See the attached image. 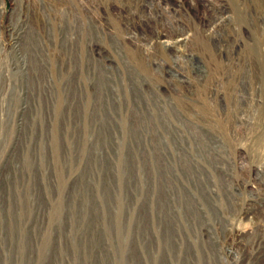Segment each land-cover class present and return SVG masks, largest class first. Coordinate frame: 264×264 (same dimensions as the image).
<instances>
[{
    "label": "rangeland",
    "instance_id": "374dc122",
    "mask_svg": "<svg viewBox=\"0 0 264 264\" xmlns=\"http://www.w3.org/2000/svg\"><path fill=\"white\" fill-rule=\"evenodd\" d=\"M256 168L264 0H0V264H264Z\"/></svg>",
    "mask_w": 264,
    "mask_h": 264
},
{
    "label": "built area",
    "instance_id": "2783aa9c",
    "mask_svg": "<svg viewBox=\"0 0 264 264\" xmlns=\"http://www.w3.org/2000/svg\"><path fill=\"white\" fill-rule=\"evenodd\" d=\"M245 164H242L241 165V169H244V166ZM254 173L253 175V178L251 177L252 176V173L250 174V189H254L255 191L258 190V186L259 187H263L264 188V170L263 169H259V168H256L254 171H252Z\"/></svg>",
    "mask_w": 264,
    "mask_h": 264
}]
</instances>
